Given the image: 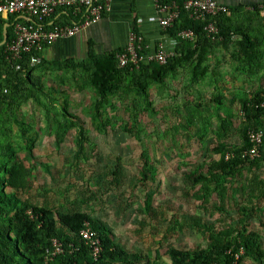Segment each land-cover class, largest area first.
Masks as SVG:
<instances>
[{
    "label": "trees",
    "instance_id": "16d2710c",
    "mask_svg": "<svg viewBox=\"0 0 264 264\" xmlns=\"http://www.w3.org/2000/svg\"><path fill=\"white\" fill-rule=\"evenodd\" d=\"M160 2L171 3L172 0H160ZM177 2L180 9L179 18L167 30L170 37L178 42L177 55L169 58L166 64L149 62L140 64L139 68L129 65L120 67L117 53L123 49L106 54L93 53L90 60L76 64L74 68L80 69V72H76L80 80L86 85L90 84L96 91L97 97L92 114L94 120H101L102 107L109 104L112 97L124 99L135 94L144 101L143 111H152L153 100L150 99V89L153 85L166 86L170 77L176 78L181 69L188 67L193 74L191 78L197 79L200 73L204 74L208 71L206 62L210 53L218 46L236 45L237 50L233 56L239 63L238 70L247 75V79L259 75L264 68V16H260L261 10L258 5L252 6L251 13L262 18L263 26L261 28L259 25L258 29L257 27L250 29L251 23L250 25L242 24L241 28L240 25L233 23L238 12L236 8L230 7V14L208 16V19L203 21L190 17V12L184 8V0H177ZM59 13L61 16H67L65 21L58 20ZM239 16L244 17L245 12ZM15 17V15H10L7 19L0 17V42L4 38L5 23H8L7 42L14 37ZM78 19L79 17L69 10H58L51 19L47 20V26L73 25L78 22ZM209 22H213L219 28V34L215 40L205 29ZM183 30H193L196 39L193 41L182 38L179 33ZM134 31L144 37L141 32ZM235 35L239 36L237 40ZM6 43L0 46V264H242L245 258L264 264V233L250 229V218L256 211H262L261 201H258L259 204L256 205L255 200L264 199V179L256 175L252 183L247 185L243 183L236 189L245 202L237 209L239 219L234 217L235 221L229 222L224 218H217L215 223L209 222L206 218L214 217L216 213L227 210L226 205L234 199L232 184L238 182L246 170L253 173L260 170L264 164V138L258 156L254 159L242 156L244 151L253 146L248 131L264 130V109L260 106L264 102V88L259 87L254 91L244 89V92L237 97L239 112L244 114L238 130L242 138V143L239 145L229 142L231 131H233L231 110L227 109L225 114L218 112V109L228 100L226 91L219 90L221 87L217 88L219 93L213 94L206 104L199 96L195 102L193 101L194 104H185L189 105L187 110L184 111L183 107L175 108L177 113L186 112L185 118H183L184 112L177 114L185 123H180L181 120H179L178 125L170 127L174 137L159 147L155 144L157 154L162 157L168 153L169 149L183 151L185 145H190L193 136L197 139L203 137L201 138L203 140L206 133L212 130L208 127L213 124V117L204 122L205 129H200L196 115L200 113V119H203L205 112L208 115L214 112L217 129L213 135H215L216 144L207 150L212 151V155L218 154L220 158L206 164V169L198 167L194 172L185 175L190 182V189L195 190L193 200L199 202L198 211L188 216L186 221L173 222V226L169 227V233L164 236V239H168L171 236L169 234L191 228L202 235L207 245L179 248L169 244L166 246L165 253L157 249L154 257L146 256L142 252L128 251L121 246L114 239L112 230L100 219H96L91 212L80 208L72 210L64 203H61L59 207L49 202L36 204L31 198L33 170L26 165L25 159L29 158L33 161L35 158L33 153L35 138L30 135L31 126L23 122L19 115L21 108L29 104L31 100L41 103V96L46 95V92L41 80L33 76L34 68L30 67L28 56L22 62L20 70H16L12 62L7 60ZM143 44V53L152 52L145 46V37ZM58 66L63 68L62 65ZM64 68H67L66 65ZM133 108L136 123L133 128L123 127L130 133H135L133 129L137 127L138 122L136 102ZM61 114L66 119V123L58 121L59 128L76 127L78 129L76 138L78 149L74 154V165L80 166L88 159L84 148V142L87 140V136L84 135L86 129L81 125L78 117L72 115L65 107ZM192 122L197 126H193ZM103 125L107 126V123L104 122ZM59 128L56 129L58 133L61 132ZM180 130L187 133L184 136L185 140L181 142L176 138V133ZM168 133H170L169 130L160 132L158 140L164 141ZM22 151L25 153L24 157L21 156ZM227 153L233 154L232 157L227 159ZM140 156L143 166L140 172L141 177L137 182L138 185L146 188L145 184L148 180L156 179L155 162L158 160L151 156V149L148 148ZM111 174L115 176L116 181H119V176L122 175L119 165L112 169ZM247 178L249 176L245 177L246 180ZM152 201L153 195L147 193L145 200L147 211L151 210ZM84 202L89 206L88 200ZM204 213H208V216L205 217ZM87 221L91 223L93 230L100 238L102 249L97 257L94 256L93 246L81 235ZM55 240L60 242L62 252L54 253ZM164 256L170 259L169 263L165 262Z\"/></svg>",
    "mask_w": 264,
    "mask_h": 264
},
{
    "label": "rangeland",
    "instance_id": "374dc122",
    "mask_svg": "<svg viewBox=\"0 0 264 264\" xmlns=\"http://www.w3.org/2000/svg\"><path fill=\"white\" fill-rule=\"evenodd\" d=\"M236 50L235 44L216 47L206 62L208 71L200 73L197 79L191 78L193 74L188 67L181 69L176 78L170 77L166 86L153 85L150 89L152 111H143L144 101L135 94L124 99L112 97L110 103L102 107V118L98 121L92 118L97 95L90 84H84L77 74L70 75L62 82L46 77L41 81L46 92V95L41 96V103L31 100L21 108L19 115L23 122L31 126L30 135L35 138V158L33 161L25 159L26 165L33 170L31 198L36 204L49 202L59 207L64 203L72 210L80 208L91 212L112 230L114 239L128 251L142 252L146 256L154 257L157 249L165 253L169 244L179 248L205 247L207 241L191 228L169 234L171 236L168 239H164V236L169 233L173 222L186 221L188 216L198 211L199 202L193 200L195 190L190 189V182L185 175L194 172L198 167L206 169V164L220 158L218 154L212 155V151L207 150L216 144L213 135L217 129L215 113L208 115L205 112L203 119L197 113L200 129H205L204 122L213 117V124L208 127L212 130L206 133L203 140V137L198 136L197 139L193 136L190 145H185L183 151L169 149L167 154L163 153L160 157L155 151V144L159 147L171 140L174 133L170 127L178 125L179 120L180 123H185L177 115L187 110L189 105L185 104H194L199 96L206 104L219 90L226 91L228 100L218 112L225 114L230 109L233 116V131L229 142L236 145L242 143L238 130L244 117L239 112L237 97L244 89L254 91L259 87L264 88V68L259 75L247 79L248 76L238 70L239 63L233 56ZM134 102L137 103L138 122L133 129L135 133H130L123 127L133 128L136 123L133 115ZM64 107L78 117L86 129L84 135L87 140L84 148L88 159L80 166L74 165V154L78 149V129L59 128L58 125V121L66 123L61 114ZM177 107H183L184 111L177 113ZM201 111H204V107ZM185 115L186 112L183 118ZM104 122L107 126L103 125ZM192 124L197 126L194 122ZM57 128L61 132L58 133ZM165 130L170 131L166 139L158 140L160 132ZM185 132L180 130L176 133L180 142L185 140ZM147 148L151 149V156L158 160L155 162L157 175L155 180H148L144 188L138 185L137 180L141 177L143 166L140 155ZM24 155L22 151L21 156ZM116 165H119L122 172L119 181L111 174ZM256 175L264 179V164L253 173L246 170L243 177L231 186L234 189V199L226 205L227 210L216 213L214 217L204 213L205 217L208 216L207 220L217 223V218H224L229 222H234V217L239 219L237 209L245 202L236 189L243 183H252ZM247 176L249 178L246 180ZM147 193L153 195L150 211L145 209ZM86 200L89 201V206L85 204ZM258 201H261L262 211H256L250 218V229L264 233V199L255 200L256 205L259 204ZM164 260L166 263L170 262L167 256H164ZM242 264L258 263L251 258H245Z\"/></svg>",
    "mask_w": 264,
    "mask_h": 264
},
{
    "label": "built area",
    "instance_id": "2783aa9c",
    "mask_svg": "<svg viewBox=\"0 0 264 264\" xmlns=\"http://www.w3.org/2000/svg\"><path fill=\"white\" fill-rule=\"evenodd\" d=\"M112 0H0V17L10 15L22 16L24 20H16L13 23L14 37L6 43V57L12 62L16 70L22 68V62L29 58L30 67H37L43 61L44 53L49 45L58 39L76 35L81 29L101 20L104 12L109 10ZM158 10V22L164 31L171 28L179 18L180 9L177 0L171 3H161L154 0ZM264 11V2L258 5ZM184 8L190 12L194 20L206 21L208 16L219 14H230V9L220 0H184ZM58 10H69L78 16V22L70 24H54L47 26V20L51 19ZM205 29L212 39H216L219 28L213 22H209ZM179 35L184 39L195 40L193 30H183ZM221 39V38H220ZM144 37L134 30L130 32L128 43L122 52L117 53L118 66L140 67L142 63L157 62L164 65L168 59L177 55V40L170 38V43H158L157 47L150 53H143ZM147 48L149 46L145 45ZM264 109V102L260 104ZM248 136L253 146L244 151L243 157L254 159L260 153L263 143L264 130H249ZM233 155V154H232ZM227 153L226 158L232 157ZM81 235L87 243L94 248V256L97 257L101 251L100 238L93 230L91 223L86 222ZM55 251L62 252L60 242H54ZM243 252V251H241Z\"/></svg>",
    "mask_w": 264,
    "mask_h": 264
},
{
    "label": "crops",
    "instance_id": "0c3cea01",
    "mask_svg": "<svg viewBox=\"0 0 264 264\" xmlns=\"http://www.w3.org/2000/svg\"><path fill=\"white\" fill-rule=\"evenodd\" d=\"M220 2L238 10L233 23L240 25V28L242 24L250 25V23L252 25L250 29L253 27L258 29L259 25L262 28V18L253 15L251 11L253 5H259L264 0H220ZM243 12L245 16L240 17L239 15ZM247 13L249 16H246ZM260 16H264L263 10L260 11ZM57 17H60L58 19L60 21H65L67 18L66 15L61 16V13ZM19 19L24 20L20 15L15 17V21ZM6 27L8 23H5L4 29ZM133 30L144 35L149 50L153 51L158 43H170V35L159 25L158 10L154 0H112L109 10L105 12L101 20L84 27L74 36L58 39L49 45L44 53L43 63L34 68L33 76L42 82L46 77L59 79L62 82L70 75L80 72V69L74 67L85 60H90L91 54L124 50L129 34ZM238 38L239 36L235 35V39ZM58 65H62L63 68ZM64 65L67 68H64Z\"/></svg>",
    "mask_w": 264,
    "mask_h": 264
},
{
    "label": "water",
    "instance_id": "95a60500",
    "mask_svg": "<svg viewBox=\"0 0 264 264\" xmlns=\"http://www.w3.org/2000/svg\"><path fill=\"white\" fill-rule=\"evenodd\" d=\"M7 38H8V34H7V27L4 29V38L3 40L0 42V46L5 44L7 42Z\"/></svg>",
    "mask_w": 264,
    "mask_h": 264
},
{
    "label": "clouds",
    "instance_id": "9594fccd",
    "mask_svg": "<svg viewBox=\"0 0 264 264\" xmlns=\"http://www.w3.org/2000/svg\"><path fill=\"white\" fill-rule=\"evenodd\" d=\"M39 66V65H38ZM33 68H35V67H33ZM242 113V112H241ZM244 114L242 113V116H243Z\"/></svg>",
    "mask_w": 264,
    "mask_h": 264
}]
</instances>
